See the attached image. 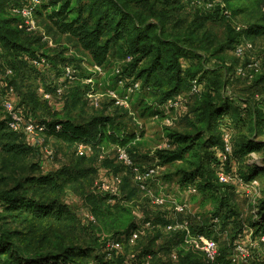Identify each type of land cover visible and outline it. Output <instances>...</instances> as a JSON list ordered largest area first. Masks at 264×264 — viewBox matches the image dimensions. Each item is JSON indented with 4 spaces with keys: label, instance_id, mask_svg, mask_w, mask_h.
I'll return each mask as SVG.
<instances>
[{
    "label": "rangeland",
    "instance_id": "374dc122",
    "mask_svg": "<svg viewBox=\"0 0 264 264\" xmlns=\"http://www.w3.org/2000/svg\"><path fill=\"white\" fill-rule=\"evenodd\" d=\"M14 2L17 4L9 6L10 0H0V14L16 18L14 25L22 44L31 51L46 55L51 63L50 69L37 72L26 63L27 55L14 58V55L6 50L0 51V63L13 68V75L8 77L6 82L19 107L28 108L39 123L64 117H71L76 122L83 123L97 116H111L121 127L125 126L127 131L135 132L139 136L135 147H131L132 151L136 152L133 155L135 165L139 168H153L154 173L147 177L148 189L142 190L130 168L116 160V151L110 145H104L99 150H92L87 155L79 156L76 153V145H68L50 135H40L39 143L22 135L15 142L27 143L31 148L21 155L5 152L2 148L5 142L0 141V190L12 188L25 176L54 174L62 169L85 170L86 173L68 184L59 197L60 202L66 204L73 212L75 216L73 223L69 228L54 226L48 233L53 241L62 240L66 244L86 248L90 254L82 259V264H97L95 255L102 253V247L103 253L107 251L106 245L112 236L120 237L124 244L126 243L124 238L127 237L125 233L127 228L125 224L123 226L121 218L100 220L91 212L88 200L90 194L98 192L102 180L115 174L122 178V184L112 201H117L124 207L123 222L128 220V224L134 222L135 225H142L150 220L156 226L146 229L133 246L125 244L123 251L108 254L106 260L115 262L117 258H124L123 264H132V261L129 262V254L142 256L145 252H152L154 264H176L177 259L172 258L173 254L184 256L191 253L200 264H203L202 252L193 247L184 231L164 229L167 224L185 226L190 220L196 230L203 228L204 232H210L209 235L202 236L215 239L220 250L234 253L236 243L246 246L249 257L239 264H264V244L259 242V236L255 233L257 228L255 224L264 214V210L261 209V201L264 198V174H258L254 178L257 183L251 186L249 181L242 177L248 165H264V146L258 151L246 154L240 151V145L250 137L264 143V130L254 133L252 128V108L264 109V62L262 70L253 79L238 75L237 66L248 61L249 56L238 58L233 48L235 42L228 39V36L234 37V27L237 25L245 27L264 25V0H229L228 6L232 15H229V18L212 20L202 19L200 8L203 3L198 0H172L171 3H167L166 0H133L129 4L132 9L142 12L152 21H157L159 12H164L166 32L187 38L188 44L196 52L192 58L182 59L183 67L186 68L188 65L197 67L203 61L204 65L214 70L217 75L214 77L211 74L201 83L200 92L207 89L206 82H210L216 87L217 95L222 94L230 99L229 117L233 118L236 124L231 122L230 118H225L227 123L224 124L231 128L229 157L231 162L225 168L228 171L233 163V169L228 172L241 177L247 184L237 186L233 183L223 185L220 183L221 189L218 192L220 197L216 202L211 198L204 202L200 192H191L189 188L182 187L179 183L180 176L175 174V167L156 161L158 151L171 148L167 137L168 131L181 133L193 131L195 125L193 108L200 92L193 93L191 88L188 90L189 86L186 83L183 93L180 94L183 98L182 106L165 108L158 102V90L152 86L151 90H146L147 94L143 93V90L133 92L129 106L119 107L107 91L108 89H116L120 93L124 91V87L116 85L114 78L117 75L116 71H122L130 58H124L120 53L114 52L105 67H102L101 73H96L97 83L93 86L98 106H93L86 95L88 88L85 87L87 84L85 76L93 73L90 69L92 66L90 54L75 38L62 34L53 27L46 17L50 9L44 10L42 7L38 9L34 16L32 31L19 29L17 24L20 18L12 8L22 6L25 0ZM240 37H248L247 41L252 43L258 58L264 56V35L247 36L244 32ZM64 64L72 65L76 72L77 78L71 83L62 80L61 67ZM125 78L127 82L132 80L127 75ZM37 87L45 89L49 87V90L60 87L63 88L64 94L53 95L50 101L44 100L40 97ZM142 96L147 98L146 107L151 106L150 109H144L138 102ZM149 102L152 103L148 105ZM155 110L160 112L157 117L152 113ZM5 116L6 113L0 103V119L5 120ZM46 150L50 153L47 154ZM211 151L214 152V149ZM213 173L215 175V171ZM32 192L33 190H30L29 195ZM46 195L53 196L55 192L47 189ZM38 196L37 193L36 197ZM153 197H162L163 204L153 203ZM178 206H181L179 210L176 209ZM89 214L95 216L94 221L89 220ZM0 215L3 217L0 219L2 229L27 231L26 224L20 220L9 217L8 213L0 212ZM211 221L215 222L214 225H211L213 223ZM42 230L43 225H39L37 231ZM58 237H61V240ZM103 253L104 256L108 251L106 254Z\"/></svg>",
    "mask_w": 264,
    "mask_h": 264
},
{
    "label": "trees",
    "instance_id": "16d2710c",
    "mask_svg": "<svg viewBox=\"0 0 264 264\" xmlns=\"http://www.w3.org/2000/svg\"><path fill=\"white\" fill-rule=\"evenodd\" d=\"M14 1L10 0L9 6L17 4ZM130 1L133 0H42L35 7L34 13L36 14L40 7L44 10L50 9L46 15L48 21L60 33L75 38L79 45L90 54L92 65L105 67L109 57L114 52L120 53L124 58L130 57L127 65L115 76V82L117 83L119 79L125 78L127 75L132 80L129 81L128 79L129 82L125 84V87L138 82L140 84L138 91L143 90L145 94L148 93L146 90H151V87L154 86L158 90V102L162 103L165 108L169 99L183 93V87L186 83H188L189 90V88L192 89L193 80L201 84L211 74L217 77L215 71L207 68L203 61L197 67L188 65L184 68L182 59L192 58L196 54L192 46L188 44L187 38H180L166 32L164 12H159L157 21H152L145 17L142 12L132 9L129 5ZM171 1L166 0L167 3H171ZM204 2L206 0H203V6L200 8L203 20L229 18L225 14V10L229 12V15H232V11L228 6L229 0H222L223 5L213 3L211 7H206ZM15 21L16 18H8L0 14L1 51L6 50L14 55V58H21L23 54L27 55L26 63L37 72L50 69L51 63L46 55L31 51L22 44L18 30L14 25ZM234 30V37L228 36L230 42H235L234 45L247 41L248 37H240L244 32L247 36L259 37L264 35V25L262 24L250 25L249 27L241 26L240 30H236L235 26ZM234 30L232 29L233 32ZM40 57L46 58L48 62L46 67L37 68L33 65L32 60ZM0 66L3 72L8 68L12 70L10 75L2 81L0 80L2 84H6H0L2 89L5 90L8 87L6 79L13 75V68L6 67L2 63H0ZM95 76L97 74L88 73L85 78L94 77L93 81L95 82ZM206 84H208L207 89L201 90L193 108L195 118L193 131L188 133L168 131L167 137L171 148L158 151L156 161L161 164L173 165L175 174L180 176L179 183L182 187L195 188L196 192H200L203 196L202 200L204 202H207L210 198L216 202L220 197L218 192L221 189L216 178V169L222 166L226 170L225 166H228L231 162L229 157L224 163L219 159L223 150V129L231 131L230 126L224 124L227 123L225 118H230L231 108L229 107L230 99L228 97L222 96V94L217 95L214 84L210 82H206ZM85 87L89 88L90 84H86ZM48 88L44 89L50 92L53 91L54 94L56 88L50 90ZM146 100L147 98L142 96L138 102L144 106V109H150L151 106L146 107ZM151 103L149 102L148 105ZM24 111L32 116L28 108ZM152 113L154 117H157L160 112L155 110ZM252 119L254 133L262 132L264 130V109L253 107ZM115 120L111 116H97L87 122L78 123L71 117H64L41 123L46 125L44 134L68 145L86 144L92 150H99L104 145L114 147L115 151L117 148H124L135 164L133 155L136 152L132 151L131 147H135L139 136L135 132L127 131L124 128L125 126L121 127ZM230 120L236 124L233 118H230ZM56 126H59V129ZM22 135V133L10 129L7 119H0V141L5 142L2 144L5 152L16 155L28 152L31 148L30 145L15 142ZM219 146L220 148H218ZM263 146L264 143L250 137L240 145V151L246 154L251 151H258ZM212 149H214V152L211 151ZM213 167H215V170ZM139 169L142 172L146 170V168ZM232 169L233 163L229 167V170ZM246 169L247 171L242 174L246 181L256 178L260 173L264 174V165L251 164ZM73 172L76 174H73ZM85 173L86 171L81 169L75 171L74 169H62L57 170L54 174L25 176L12 188L0 190V212L8 213L9 217L20 220L23 224H26L25 229H27L26 232H19L5 230L0 227V264L83 263L82 259L90 254L86 248L66 244L61 240V237H58L61 241H53L48 233L54 226L69 228V225L73 223L75 218L73 212L66 204L60 202L59 197L68 184L79 179V177L81 178ZM29 189L33 190V195H29ZM47 189L54 191L55 195H46ZM37 193L38 197H36ZM114 199L115 195L106 192L98 191L95 194H90L88 200L90 201L91 212L104 221L121 218L123 226L125 224L127 228L125 233L128 235L137 227V224L135 225L134 222L128 224V220L123 222L122 216H124L125 209L117 201L113 202ZM261 209L264 210V198L261 201ZM164 214L166 215V212ZM0 219H3L1 215ZM211 223V225H214L215 222L211 221ZM39 225H43L42 231H37ZM155 226L151 222V226L148 228H154ZM255 227H257L256 235L259 237L264 235V214L260 216ZM148 228H145L144 231ZM187 229L193 236L209 235L210 233L204 232L203 228L196 230L190 220L187 221ZM111 238L120 240L123 244V250L125 244L133 246L127 240L124 244L120 237L112 236ZM124 239H126V236ZM103 249L104 247L101 248L102 253ZM106 252L103 254H106ZM102 253L95 255L97 264L124 263V258H117L115 262H110L105 259L108 253L104 256ZM144 254L142 256L134 254L135 260L129 258V262L140 264L145 256H151L152 261L154 253L145 252ZM232 254L233 252L229 250L219 249V256L215 264H237L232 260ZM152 264L154 263L152 262ZM176 264L200 263L195 256L188 253L184 256L177 255ZM203 264H205L204 260Z\"/></svg>",
    "mask_w": 264,
    "mask_h": 264
},
{
    "label": "built area",
    "instance_id": "2783aa9c",
    "mask_svg": "<svg viewBox=\"0 0 264 264\" xmlns=\"http://www.w3.org/2000/svg\"><path fill=\"white\" fill-rule=\"evenodd\" d=\"M199 2H203V0H198ZM42 0H26L25 3L20 7H13L12 11L20 18L18 21V28L32 31L34 28V10L35 7H37ZM220 3L223 5L222 0H206L205 6L211 7L213 3ZM225 14L229 16V12L225 10ZM241 26H236V30H240ZM1 51V47H0ZM234 52L238 58H243L244 56H249L248 61H244L243 63H239L237 66L236 73L238 75L247 77L249 79H253L257 73L260 72L262 69V65L264 62V56L262 58H258L254 53V48L252 46V43L249 41H242L238 44L234 45ZM130 58V57H129ZM32 63L37 68L46 67L48 65V62L46 58L40 57L39 59L32 60ZM0 66V80L4 79L6 76L10 75L12 73V70L10 68L5 69L4 72L1 70ZM91 71L93 73H101L102 67L98 65H92L90 67ZM116 73H120L119 70L116 71ZM77 78L76 72L74 70V67L69 64H65L62 67V80L65 83H71ZM94 77L92 78H86L85 82L87 84H90V87L87 90V97L90 101V103L93 106H98V101L96 98V93L94 90V84L93 81ZM126 78L119 79L117 82V85H121V87H124L123 92H118L116 89H108L109 96H111L112 100L115 102V104L119 107H128L129 102L131 100L132 94L135 91L139 90L140 84L138 82H134L130 84L128 87H125V80ZM1 85H6L2 84ZM0 85V103L6 113V119L8 122V125L12 131L22 133L27 138H30L35 143L40 142V135L44 134L46 130V125L37 122L29 113H25L24 109L19 107V105L16 103V100L14 98V95L12 93V90L10 88H6L5 90L2 89ZM200 83H198L196 80L192 81V91L193 93H199ZM38 93L40 97L44 100L50 101L55 96H62L64 93L63 88H56L54 94L50 91L45 90L43 87L38 88ZM183 98L181 95H178L176 97H173L169 99L166 103V108H177L182 106ZM57 129H59V126H56ZM222 152L220 153L219 159L221 162H225L228 157H230L231 153V135L230 131L228 129H223L222 133ZM89 152H92V149L89 145L86 144H77L76 145V153L79 156L87 155ZM46 153L49 154V150H46ZM116 159L119 162H122L125 166L130 168V171L133 173L134 179L139 184L138 186L142 190H147L148 185L147 181L148 178L152 173H154V169L146 168L144 172H142L138 166L134 164L132 161L130 155L124 148H117L116 149ZM216 178L219 183L221 184H230L233 183L237 186L239 185H246L244 181H242L241 177L239 178L237 175H232L229 172H227L222 166L218 167L216 169ZM122 183V178L119 175H110L106 179L102 180L98 186L99 192H106L111 195H116L119 192L120 185ZM256 179H252L249 181L250 186L255 185ZM189 190L191 192H195V188L189 187ZM164 199L161 197H153V203L155 204H163ZM181 206H178L176 209H180ZM88 218L90 221H94L95 218L92 214L88 215ZM151 226V222L147 221L142 225H138L134 228L126 237V240L130 245H134L136 240L140 237L141 234L144 233V229ZM166 230H178V231H185L187 238H189V242L193 244V247L198 248L204 257L205 264H215L217 257L219 256V246L218 243L212 239V238H206L202 235H196L193 236L190 234L189 230L187 229V225L185 226L179 225V224H167L165 226ZM259 242L264 244V235H261L259 237ZM106 250L108 251V254L111 252H120L123 250V244L120 240L117 238L110 239L107 242ZM249 257V250L246 246H243L241 243H236L234 245V253L232 254V260L239 264L240 262H245L246 259ZM130 260H135V255L131 254L129 256ZM173 259H177V255H172ZM140 264H152L151 256H145L141 260ZM132 264H138V263H132Z\"/></svg>",
    "mask_w": 264,
    "mask_h": 264
}]
</instances>
